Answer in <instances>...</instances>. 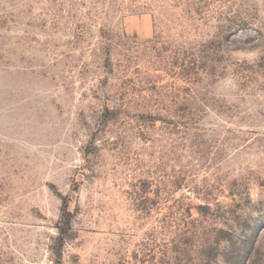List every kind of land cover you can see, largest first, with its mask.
Masks as SVG:
<instances>
[{"label":"rangeland","instance_id":"rangeland-1","mask_svg":"<svg viewBox=\"0 0 264 264\" xmlns=\"http://www.w3.org/2000/svg\"><path fill=\"white\" fill-rule=\"evenodd\" d=\"M0 264H264V0H0Z\"/></svg>","mask_w":264,"mask_h":264}]
</instances>
